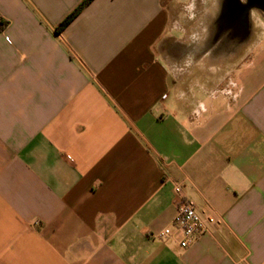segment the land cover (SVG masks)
Instances as JSON below:
<instances>
[{
  "label": "crops",
  "instance_id": "1",
  "mask_svg": "<svg viewBox=\"0 0 264 264\" xmlns=\"http://www.w3.org/2000/svg\"><path fill=\"white\" fill-rule=\"evenodd\" d=\"M82 1L0 0V264H264V0Z\"/></svg>",
  "mask_w": 264,
  "mask_h": 264
},
{
  "label": "built area",
  "instance_id": "2",
  "mask_svg": "<svg viewBox=\"0 0 264 264\" xmlns=\"http://www.w3.org/2000/svg\"><path fill=\"white\" fill-rule=\"evenodd\" d=\"M176 213L174 216V225L181 235L180 247L186 249L193 245L197 237L206 229V223H216V221L208 217L203 220L196 212L195 205L192 201L185 198L179 187L174 188ZM167 235L170 231H164Z\"/></svg>",
  "mask_w": 264,
  "mask_h": 264
},
{
  "label": "trees",
  "instance_id": "3",
  "mask_svg": "<svg viewBox=\"0 0 264 264\" xmlns=\"http://www.w3.org/2000/svg\"><path fill=\"white\" fill-rule=\"evenodd\" d=\"M89 2H91V0H83L75 8V10L69 16H67L65 20L62 21V23L59 25L58 30H61L62 28H64Z\"/></svg>",
  "mask_w": 264,
  "mask_h": 264
}]
</instances>
